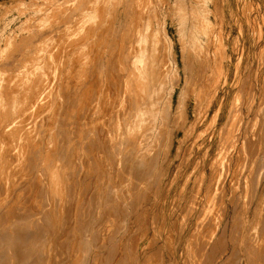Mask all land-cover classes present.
I'll use <instances>...</instances> for the list:
<instances>
[{"label":"bare ground","instance_id":"obj_1","mask_svg":"<svg viewBox=\"0 0 264 264\" xmlns=\"http://www.w3.org/2000/svg\"><path fill=\"white\" fill-rule=\"evenodd\" d=\"M115 1L104 0V8L100 0H86L81 9L73 10L71 17L77 15V10L85 12L73 31L61 33L55 31L54 25L52 29L35 32L32 41L36 42L35 53L28 55L22 70L13 72L19 60L24 59L22 52L30 51L26 47L29 35L21 27L22 23L18 29H7L10 18L1 11L0 55L7 48L1 46L2 43L14 49L2 62L4 69L11 70L0 74V264H82L78 245L85 238L94 248L92 253L118 245L125 251L132 239V251L137 257V242L149 236L142 229L137 234L132 222L122 227L120 238H115L119 229V185L126 176L134 186L143 183L146 177L142 166L152 167L156 161L149 155L150 148L154 147L155 129L164 131L162 125H155L159 112L154 108V97L161 92L157 89L163 85L161 77L165 68L159 55V29L148 25L150 33L149 29L136 30L137 40L131 42L132 53H119V49L117 53H110L113 61L118 59L119 53V65L112 63V71L105 74L93 71L100 68V64H76L74 67L83 71L59 73L57 69L49 70L59 67L56 63H45L47 59L55 61L57 46L54 44L63 41L74 44L71 40L76 37L96 38L100 43L112 29L110 26L106 30L103 23ZM21 5L24 6V2L10 0L8 8ZM223 10L217 2L213 10L206 12L211 15ZM131 11L139 25L151 22L146 17L149 7L133 9L128 3L120 14L127 18ZM113 20L119 21V9ZM216 33V28L206 22L199 31V38L210 48ZM98 47L99 58H102L101 46ZM217 58L222 62L223 53ZM210 62L207 59L201 66L207 68ZM50 74L54 75L53 79ZM153 85L158 88L151 90ZM220 85L221 78L217 74L204 78L206 96L215 99L207 102L208 105L218 103ZM204 90L195 85L188 92V102L196 111L193 121L182 128L189 137L198 132ZM259 110L261 104L259 108L249 105L248 111L255 114L254 119ZM250 125L248 122L244 133L237 138L240 140L238 155L226 152L233 146L229 142L212 160L215 168L227 156V169L233 171L229 182L225 178L226 168L224 173L218 171L215 177L218 201H224L227 195L226 182L230 187L239 186L241 153L247 154L248 146L253 144L249 138ZM226 137L232 138L229 132ZM224 139L225 136L220 137L221 142ZM207 162L205 160L204 164ZM253 175L251 171L250 178ZM132 193L137 195L136 188ZM201 214H205V208ZM258 220L264 229V216ZM225 221L223 214L211 217L210 221L207 217L206 230L200 239L199 260L209 264L217 261L218 254L213 253V249ZM252 229L248 225L245 232L250 233ZM66 232L70 233L68 240L64 239ZM260 256L263 261L260 264H264V254L260 252Z\"/></svg>","mask_w":264,"mask_h":264},{"label":"rangeland","instance_id":"obj_2","mask_svg":"<svg viewBox=\"0 0 264 264\" xmlns=\"http://www.w3.org/2000/svg\"><path fill=\"white\" fill-rule=\"evenodd\" d=\"M9 1L0 0V14L4 10L9 16V30L20 28L19 23H22L21 27L29 35L26 47L30 51L22 52L24 59L19 60L16 68L4 69L2 62L14 47L2 43L1 46L7 48L0 55V74L23 69L21 66L28 55L35 53L36 42H32L35 32L52 29L54 25L55 31L61 33L73 31L85 14L77 10V15L71 17L73 10L81 9L86 0H16L24 2V6L15 9L8 8ZM217 2L223 6V12L208 15L206 10H213ZM128 3L133 9L149 7L146 17L151 22L139 25L132 11L127 18L121 16L120 12ZM100 4L105 8L104 0H100ZM165 4L167 6H163ZM118 9L119 21H115L113 17ZM105 18L106 22H102L105 29L110 26L112 29L100 43L96 38L76 37L71 40L76 44L65 41L54 44L57 46L55 61L47 59L45 63H56L59 67L49 70L57 69L59 73L83 71L74 67L76 64H100V68L93 71L105 74L112 71V63L119 65V53H132L131 42L137 40L136 30L146 32L148 25L158 28L159 55L165 68L162 87L153 85L151 90H161L154 97V108L159 112L155 125H162L164 131L155 129L154 147L150 148L149 155L156 161L152 167L142 166L146 177L143 183L134 186L126 176L119 185V229L115 238H120L122 227L132 222L137 234L141 229L149 234L137 242V257L132 251V239L125 251L118 245L92 253L94 248L85 238L78 245L82 264H88L89 260L90 264L95 261L99 264H209L198 258V252L202 251L200 239L206 230L207 217L210 221L211 217L221 214L226 221L213 249V253L218 254L214 264L262 263L264 229L258 219L264 216V0H117L110 5ZM206 22L217 31L210 48L199 38V31ZM98 46H101L102 58H99ZM118 49V59L113 61L110 53H117ZM220 53L224 57L222 62L217 58ZM240 57L243 58L241 63ZM207 59L211 60L209 66L202 67L201 63ZM214 74L221 78V85L218 103L211 106L207 102L215 99L206 96L203 83L206 76ZM50 76L54 78L53 74ZM195 85L204 90L205 96L199 107V114L203 112L199 116L198 132L189 137L182 128L196 116L188 102V92ZM260 104L261 110L254 119L255 114L248 111L249 105L259 108ZM248 122H251L248 131L253 144L248 146L247 154L241 153L239 186L230 187L228 182L233 171L227 169L228 157L215 165V172L212 160L229 142L233 146L226 152L239 154L237 138L244 133ZM228 132L232 138L226 137ZM222 136L225 139L221 142ZM224 168L227 195L224 201H218L215 177L219 170L224 173ZM251 171L253 178H250ZM135 188L137 195L132 193ZM204 208L205 214H201ZM248 225L256 228L246 233ZM69 237L70 233L66 232L64 239Z\"/></svg>","mask_w":264,"mask_h":264}]
</instances>
